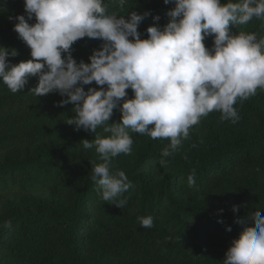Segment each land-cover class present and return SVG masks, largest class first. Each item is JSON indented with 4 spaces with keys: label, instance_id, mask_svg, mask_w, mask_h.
<instances>
[{
    "label": "trees",
    "instance_id": "trees-1",
    "mask_svg": "<svg viewBox=\"0 0 264 264\" xmlns=\"http://www.w3.org/2000/svg\"><path fill=\"white\" fill-rule=\"evenodd\" d=\"M105 3L121 14L150 10L160 15L161 26L173 6L126 0L121 11L112 0ZM19 14H25L24 0H0V46L16 51L6 57L13 64L31 58L13 30L16 21L9 19ZM152 23L149 16L139 25L142 38ZM229 29L264 37V18ZM101 43L82 38L72 54L88 62ZM212 43L206 38L207 47ZM37 83L31 76L13 93L0 80V264H223L245 226L236 217L264 214V90L237 101L235 124L222 121L219 112L201 118L170 157L161 155L168 140L130 133L131 154H120L111 165L133 185L122 194L127 204L121 209L105 202L91 179V164L102 161L81 141L94 133L66 123L72 105L58 106V93L37 97L29 91ZM120 116L114 109L109 122ZM193 170L195 183L189 186ZM149 215L153 226L142 227L137 218Z\"/></svg>",
    "mask_w": 264,
    "mask_h": 264
},
{
    "label": "clouds",
    "instance_id": "clouds-1",
    "mask_svg": "<svg viewBox=\"0 0 264 264\" xmlns=\"http://www.w3.org/2000/svg\"><path fill=\"white\" fill-rule=\"evenodd\" d=\"M112 2L121 11L126 4ZM164 4L173 6L161 26L160 15L150 10L110 12L105 0H24L25 14L9 19L16 21L13 30L29 47L31 58L13 64L6 57L16 51L0 46V80L11 92L23 90L35 76L38 83L29 91L37 97L58 93L63 97L58 106L72 105L73 115L66 123L94 133L92 140L81 141L83 149H94L102 161L91 164V179L102 199L121 209L127 204L122 194L133 185L123 170L111 165L120 154H131L130 133L168 140L161 155L170 157L201 118L219 112L222 121L235 124L240 119L237 101L256 95L258 88L264 90V37L229 29L230 24L264 18V0ZM149 16L153 23L142 38L138 27ZM85 37L102 43L88 62L77 61L73 45ZM208 37L211 47L205 44ZM93 82L99 87L91 86ZM114 109L120 120L110 123ZM101 127L103 133H98ZM194 175L193 170L189 186L195 183ZM137 219L142 227L153 226L151 215ZM235 222L245 226L226 250L223 264H264V214L246 211Z\"/></svg>",
    "mask_w": 264,
    "mask_h": 264
}]
</instances>
